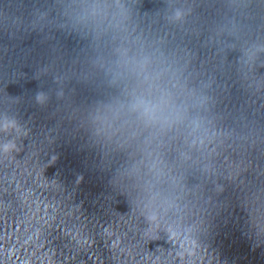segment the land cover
<instances>
[{
    "label": "water",
    "instance_id": "water-1",
    "mask_svg": "<svg viewBox=\"0 0 264 264\" xmlns=\"http://www.w3.org/2000/svg\"><path fill=\"white\" fill-rule=\"evenodd\" d=\"M0 264H264V0H0Z\"/></svg>",
    "mask_w": 264,
    "mask_h": 264
}]
</instances>
